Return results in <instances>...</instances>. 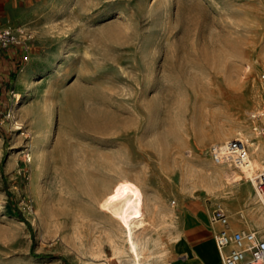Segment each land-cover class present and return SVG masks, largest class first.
<instances>
[{"label":"rangeland","instance_id":"1","mask_svg":"<svg viewBox=\"0 0 264 264\" xmlns=\"http://www.w3.org/2000/svg\"><path fill=\"white\" fill-rule=\"evenodd\" d=\"M0 6L2 25L30 34L0 49V264L128 261L125 228L103 206L122 177L142 191L133 230L150 264H174L188 211L208 219L220 205L264 231L248 177L228 179L207 150L252 134L264 0Z\"/></svg>","mask_w":264,"mask_h":264},{"label":"built area","instance_id":"2","mask_svg":"<svg viewBox=\"0 0 264 264\" xmlns=\"http://www.w3.org/2000/svg\"><path fill=\"white\" fill-rule=\"evenodd\" d=\"M30 34L21 26L12 27L0 23V49L24 42ZM259 86L257 104L248 114L251 135L240 134L221 142L211 143L208 154L213 163L240 170L255 150L263 153L264 161V71L256 75ZM248 179L254 194L264 208V169L258 170ZM239 218L243 217L238 212ZM211 224H217L214 243L222 264H264V231L235 226L230 214L222 206L212 209L208 216Z\"/></svg>","mask_w":264,"mask_h":264},{"label":"bare ground","instance_id":"3","mask_svg":"<svg viewBox=\"0 0 264 264\" xmlns=\"http://www.w3.org/2000/svg\"><path fill=\"white\" fill-rule=\"evenodd\" d=\"M13 114H14V111H13ZM108 117H109V115H108ZM14 119H15V117H14ZM89 119H91V118H89ZM106 119H107V117H106ZM85 121H84V123H85ZM106 121H108V119ZM90 122H92V121H90ZM16 124H18V123L16 122ZM16 128H18V126H16ZM100 129H98L97 131H99V130L104 131V128H100ZM105 130H106V128H105ZM234 136H238V135L235 134ZM228 138H230V137H228ZM254 153L255 154H252V156H250L248 158L247 163L245 165H243L241 167V169L239 170L245 177L251 176L253 173L257 172L258 170L264 169V161L262 158H260L259 152L257 150H255ZM218 166L225 167V168L231 170V172L229 174H227L226 176L228 177V179H230L232 181H235V180L238 181L239 176L235 175V172H236L235 169L228 168L224 165H218ZM80 177H81V175L79 176V178ZM84 180L86 181L85 178H84ZM92 180H94V179H92ZM89 184H90V181H89ZM236 197H238V196H236ZM103 198H104L103 199V206L105 207V209L110 213V215L112 217H115L118 220V222L125 228V233H126V237H127V241H128V247H129V249H127V250H130L131 257L128 261L124 262L123 264H150L151 259L145 251L144 244H141L136 240V238L134 237V230H133L135 225L139 224L140 219H138V218L142 214V191H141V188L137 184L130 181L128 178L122 177L117 181V183L113 187H111L109 189V191L104 195ZM256 219H258V218H256ZM257 224L260 228L264 229L263 223L260 220L257 221Z\"/></svg>","mask_w":264,"mask_h":264},{"label":"crops","instance_id":"4","mask_svg":"<svg viewBox=\"0 0 264 264\" xmlns=\"http://www.w3.org/2000/svg\"><path fill=\"white\" fill-rule=\"evenodd\" d=\"M6 1L0 4L3 8L9 2ZM182 223L173 263L222 264L214 243V233L218 225L211 224L201 210L183 213Z\"/></svg>","mask_w":264,"mask_h":264},{"label":"trees","instance_id":"5","mask_svg":"<svg viewBox=\"0 0 264 264\" xmlns=\"http://www.w3.org/2000/svg\"><path fill=\"white\" fill-rule=\"evenodd\" d=\"M61 259H62V264H67V261L65 258L61 257Z\"/></svg>","mask_w":264,"mask_h":264}]
</instances>
